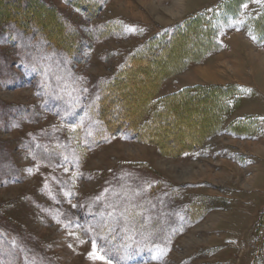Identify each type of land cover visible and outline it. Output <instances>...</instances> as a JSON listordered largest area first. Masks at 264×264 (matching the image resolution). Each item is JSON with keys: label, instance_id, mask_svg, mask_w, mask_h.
I'll list each match as a JSON object with an SVG mask.
<instances>
[{"label": "rangeland", "instance_id": "rangeland-1", "mask_svg": "<svg viewBox=\"0 0 264 264\" xmlns=\"http://www.w3.org/2000/svg\"><path fill=\"white\" fill-rule=\"evenodd\" d=\"M39 1L74 45L50 42L58 17L42 6L10 5L43 31L0 17V264H264V0ZM212 10L221 48L192 65H212L202 85L241 88L222 130L177 157L126 129L111 136L98 119L107 81L157 32ZM145 62L112 91L115 110L119 98L140 108L165 69ZM191 107L169 148L212 124L208 104ZM247 117L258 132L232 134Z\"/></svg>", "mask_w": 264, "mask_h": 264}, {"label": "trees", "instance_id": "trees-1", "mask_svg": "<svg viewBox=\"0 0 264 264\" xmlns=\"http://www.w3.org/2000/svg\"><path fill=\"white\" fill-rule=\"evenodd\" d=\"M78 3L84 4L81 0H78ZM2 4L4 9L0 10V13L2 12L1 14L4 13V15L0 14V17H14L9 21L22 25L26 29L33 28L34 26H31L34 23L42 31L38 19L27 14L18 17L16 9L11 8L10 5L24 4L28 10L36 9L37 6L44 7L50 17L51 15L58 17L53 24L59 28L58 33L61 38L50 35L48 37L50 42L56 46L64 47L63 50L66 53L73 50V38L64 35L65 30L61 19L55 14L54 9L47 7L43 1L3 0ZM225 5L230 6L231 4L227 1ZM216 10L197 13L176 25L157 32L146 45L134 52L124 62L120 70L107 81L98 100V119L111 136L126 129L133 138L155 145L163 155L177 157L203 146L207 140L222 130L224 123L229 120L242 101L241 88L235 85L199 84L165 96H158L160 87L166 79L183 72L192 64L203 62L209 55L220 50L221 42L217 39L220 26ZM2 19L4 20V18ZM68 40L71 41V45ZM188 46H193L194 49L188 50ZM150 58L154 65L161 67V63H163L165 69L162 74L155 77L140 108H138V103L132 102L130 106L122 109L120 106L124 99L119 98L116 102L118 109L115 110L109 101L112 91L123 84L126 73L136 66H145L144 63H147L145 61ZM193 104H208L211 107L213 110L209 114L211 121L206 115L202 121L212 124L204 132L195 134L193 137L190 136L188 143L178 145L176 148H169L167 145L172 141L174 143V137H177L176 133L180 132L170 130V124H175L178 116L186 119L191 117L194 113L191 107ZM258 124L257 118L247 117L232 123L230 131L238 137H251L258 132ZM191 131L195 133V129H191Z\"/></svg>", "mask_w": 264, "mask_h": 264}, {"label": "crops", "instance_id": "crops-1", "mask_svg": "<svg viewBox=\"0 0 264 264\" xmlns=\"http://www.w3.org/2000/svg\"><path fill=\"white\" fill-rule=\"evenodd\" d=\"M236 35H240L244 39L242 32H236ZM245 42H247L248 44L251 43L247 39H245ZM224 49H225V51H228L230 49L229 43H224ZM211 66L212 65L210 63H208L206 65H199V66L191 65L182 74L176 75V76L171 77V78H168L167 80L164 81V83H163V85L161 87V89H163L164 86H168V91L167 92H164L162 90V92H164L163 95H168V94L177 92V91H179V90H181L183 88L189 87V86L213 83V81L209 82V80L206 77L202 76L198 72V69H202L203 67H205L206 69H209ZM215 83H217V82H215ZM240 84L248 85L249 83L244 82V83H240ZM262 92H264V90H262Z\"/></svg>", "mask_w": 264, "mask_h": 264}, {"label": "snow or ice", "instance_id": "snow-or-ice-1", "mask_svg": "<svg viewBox=\"0 0 264 264\" xmlns=\"http://www.w3.org/2000/svg\"><path fill=\"white\" fill-rule=\"evenodd\" d=\"M257 2H261V0H257ZM134 31V29H131ZM93 247L95 248V244L93 245ZM97 258H100V259H103V257H97Z\"/></svg>", "mask_w": 264, "mask_h": 264}]
</instances>
